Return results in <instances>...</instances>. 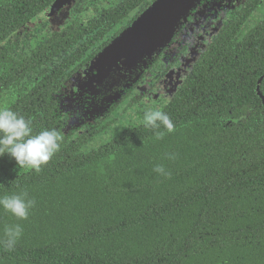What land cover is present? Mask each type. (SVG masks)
<instances>
[{
    "label": "trees",
    "instance_id": "16d2710c",
    "mask_svg": "<svg viewBox=\"0 0 264 264\" xmlns=\"http://www.w3.org/2000/svg\"><path fill=\"white\" fill-rule=\"evenodd\" d=\"M54 1L0 0V107L63 137L38 173L0 156V196L36 201L27 220L0 209V241L23 227L13 250L0 243V264H264V25L242 37L250 13L240 14L199 52L161 108L174 132L157 140L139 124L102 138L124 99L82 128L66 120L63 90L155 0L85 1L77 14L107 7L86 24L59 19L19 53Z\"/></svg>",
    "mask_w": 264,
    "mask_h": 264
},
{
    "label": "water",
    "instance_id": "95a60500",
    "mask_svg": "<svg viewBox=\"0 0 264 264\" xmlns=\"http://www.w3.org/2000/svg\"><path fill=\"white\" fill-rule=\"evenodd\" d=\"M75 0H55L45 13L56 12L70 5ZM202 0H155L140 13L125 29L106 44L89 62L86 69L74 74L66 86L74 82H83L84 86H93L101 99L100 114L103 117L112 104L121 99L124 89L132 88L143 73L149 72V67L155 62L180 26L187 20L188 15ZM57 24V22L52 25ZM200 53H191L181 62L177 70L169 72L159 81L157 87L165 89L167 79L175 75L171 91H164L169 101L173 93L181 86L192 65L199 58ZM258 82L256 93L264 107V97L259 90ZM100 87L97 89V87ZM97 96H93V100ZM62 106V111L64 106ZM78 120V119H77ZM91 120H89L90 122ZM77 121H69V125ZM66 129H69L70 126ZM77 127H79L77 125Z\"/></svg>",
    "mask_w": 264,
    "mask_h": 264
},
{
    "label": "clouds",
    "instance_id": "9594fccd",
    "mask_svg": "<svg viewBox=\"0 0 264 264\" xmlns=\"http://www.w3.org/2000/svg\"><path fill=\"white\" fill-rule=\"evenodd\" d=\"M142 124L145 128L153 130L157 140L163 139L166 133L175 131L172 118L159 107L146 109ZM62 141L63 137L56 129L35 132L30 119L8 107H0V156L9 155L14 158L18 166L40 172L42 166L60 151ZM168 158L174 159L175 154H168ZM154 171L164 177L170 176L162 164L156 165ZM35 204L36 201L29 198L26 192L0 196V209L18 220H27ZM22 235L23 227L20 224L9 225L5 227L4 239L0 243L6 250L11 251Z\"/></svg>",
    "mask_w": 264,
    "mask_h": 264
},
{
    "label": "flooded vegetation",
    "instance_id": "af4514ba",
    "mask_svg": "<svg viewBox=\"0 0 264 264\" xmlns=\"http://www.w3.org/2000/svg\"><path fill=\"white\" fill-rule=\"evenodd\" d=\"M91 5L92 3H89L88 7H90ZM249 5H251V7H255L250 8ZM244 13H250L248 15L249 18L236 32L241 34L242 37L247 35L254 28L262 27L264 25V0L200 1L198 6L194 8L188 15L187 20L180 26V29L172 37L168 45L163 49L159 57H157L156 63L149 67L151 76H147V73H143L135 86L125 91L121 100L124 99L125 102L129 99V103L136 98H140V100L135 105H137L143 99H147L148 102L152 100H154V102L161 101L163 104V108L167 103L166 101L168 100L162 96L164 90H160V87H157L159 80L162 79V77L169 70L178 68L181 65V62L184 60V57L189 53L191 49H194L196 47L200 52L205 50V48H207L208 45H210L212 41L218 36L220 31L224 27H226V22H229L230 19L238 18L240 17V14L244 15ZM68 16L72 18L71 14ZM90 20L91 18L88 19L87 22ZM50 28L51 26L49 25L48 35H50V33L52 32ZM171 46H176L177 50V53L173 56L169 54L170 50L172 51L173 49L171 48ZM158 63H161L164 68L161 71L160 76L155 78L152 69L153 66ZM83 69L81 70V72L83 71ZM153 78L155 79L153 80ZM263 80L264 74L257 81V84L258 82H260L259 89ZM135 92H137V95H135ZM121 100L119 102H121ZM66 120H68L67 115Z\"/></svg>",
    "mask_w": 264,
    "mask_h": 264
},
{
    "label": "rangeland",
    "instance_id": "374dc122",
    "mask_svg": "<svg viewBox=\"0 0 264 264\" xmlns=\"http://www.w3.org/2000/svg\"><path fill=\"white\" fill-rule=\"evenodd\" d=\"M77 1L78 0H75L70 5V7L66 6L64 8L59 9L56 12L44 13L43 17L37 20L36 25L38 26L35 25L36 27H33L34 25L33 26L31 25L30 28H28L25 31V33H23L21 37L19 38L20 40L19 43L21 46L20 48L21 50H19V53H25V51H27L30 46H33L40 38L46 36L45 34L49 30V25L52 26L53 23L57 22L59 19L67 17L68 14L69 15L71 14L73 20H78L79 23L84 24L87 22L88 19L94 16H97L98 12H100L101 10L107 7L104 5V2H103L97 5H91L88 8L86 7L81 14H77V9L80 7L81 4L85 2V1H81L78 3ZM171 48L173 49L172 51L170 50L169 54L173 56L174 54L177 53L176 46H171ZM199 52H200L199 49L196 47L194 49H191L189 53L184 57V60L185 58H188V56L191 53H194L195 55L196 53L199 54ZM182 62L184 63V61ZM49 68H51V66H49ZM163 68L164 67L161 63H158L155 66H153L152 71H153L155 78L160 76V73L163 70ZM178 68L171 69V70H177ZM147 76H151L150 70ZM155 78H153V80ZM174 78H175V75L167 79V81L164 83L165 84L164 91H167L168 89H170L169 91H171V86L174 82L173 81ZM29 79H31L30 76L26 78V81ZM136 83L132 85V88L135 86ZM99 88L100 87L98 86L97 89ZM125 91L126 89H124V91L121 93V98L123 94L125 93ZM164 91L162 95L163 97H165ZM63 92H64L63 93L64 96L62 97V104L64 106V110H66V112L64 111V113H66V115L68 116L69 121L73 122L76 120L78 123L77 125L79 127H83L84 125H89L92 122L102 117L101 116L102 114H100V108L102 106L101 99L103 98V96H101L100 94L99 95L100 99H99L96 92L93 91V86L91 85L84 86L83 82H74L73 85L69 84L68 86H66ZM135 95H137V92H135ZM93 96H97V99L93 100ZM119 100L116 102V104L119 102ZM128 100H126L123 103V105H121L118 108V112H117L118 116L109 117L108 120L113 121L114 123L111 125V128H109L106 131L105 136H102V138L112 136L113 134H119L120 131H122L123 129L129 126L134 127L136 125L142 124L143 113L146 109L148 108L155 109L157 107L162 108L163 106L161 101L154 102V100H152L148 102L147 99L146 100L143 99L137 105H135L132 109L128 110L127 112H124V108H126L128 104ZM145 101H147V103H145ZM105 114L106 113H104V115ZM89 120L91 121L89 122Z\"/></svg>",
    "mask_w": 264,
    "mask_h": 264
}]
</instances>
